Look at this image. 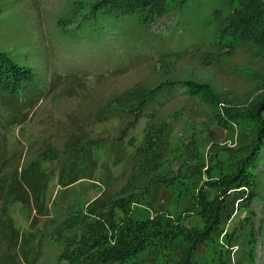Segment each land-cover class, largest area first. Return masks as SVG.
I'll return each mask as SVG.
<instances>
[{
	"label": "rangeland",
	"instance_id": "1",
	"mask_svg": "<svg viewBox=\"0 0 264 264\" xmlns=\"http://www.w3.org/2000/svg\"><path fill=\"white\" fill-rule=\"evenodd\" d=\"M99 1L0 0V52L31 73L0 87V264H67L65 239L119 197L143 232L123 264H264V146L236 181L255 148L264 42L217 43L255 1L164 0L140 21L94 12ZM222 109L246 122L222 127Z\"/></svg>",
	"mask_w": 264,
	"mask_h": 264
},
{
	"label": "trees",
	"instance_id": "2",
	"mask_svg": "<svg viewBox=\"0 0 264 264\" xmlns=\"http://www.w3.org/2000/svg\"><path fill=\"white\" fill-rule=\"evenodd\" d=\"M163 1L164 0H101L93 7V10L94 12L104 11L110 14L135 16L140 21V19H142V11L158 5ZM188 1L190 0H187V2ZM218 1L219 0H210L212 10L217 7ZM242 1L245 3V0ZM253 1L256 3V10H253V12L249 13L247 16L230 22L224 30L219 32L217 38L218 44L225 45L226 48L229 49L233 45L238 47L239 44H251L253 41L264 42V0ZM24 75H27V77ZM30 75L31 73L29 71L17 65L7 54L0 52V87L15 93L22 87V83L26 81ZM187 84L189 85L188 89H191L190 91L194 93L199 92L204 95L203 87L205 86L197 85L194 87V84L190 82H187ZM196 87L200 88V90H197ZM195 89L197 91H195ZM165 91V89L157 92L153 90L149 98L138 102L140 103L139 107L137 106V108L131 110L136 113L133 116L137 117L139 120L140 115L141 117L144 116V113L145 115H149L147 111H149L152 105L157 103L160 105L162 103L158 99ZM159 92L160 94H158ZM247 116V120H252L251 123H254V126H256L255 148L245 160L239 163V165L242 166V170L239 172L240 175L238 173L236 181L242 179L244 176L243 173L246 172V168L258 158L264 146V101L258 106L254 114ZM216 118L218 123L225 128H229L232 125H241L242 122H246L243 121L244 115L238 113L233 114L226 110L222 112L219 110ZM74 183H77V180L71 184ZM248 184L249 181H246L243 186L248 187ZM28 185L31 194L38 196L36 187L31 182H29ZM129 198L131 197H119L114 199V201L112 199L103 200V198H99L97 200L95 212L91 213L95 219L86 225V229H84L82 234H76L72 238L65 239L64 250L60 255V260L67 262V264H123L126 262V259L130 258L143 244V239L141 238L143 232H141L139 228H135L131 222H127V207L131 205ZM215 210V217L213 219L218 220L219 209L215 208ZM211 224H213V222ZM216 224H218V222H216ZM155 227L159 228V223H157ZM169 227L171 226L167 225V228ZM180 230L183 229L181 228ZM194 236L198 238L200 234L196 232ZM189 238H191V236ZM193 242L191 253L195 248L194 239ZM188 254L187 255L190 256V253ZM187 258L192 257H186V259ZM193 263L192 260L190 264ZM225 263L226 262H220V264Z\"/></svg>",
	"mask_w": 264,
	"mask_h": 264
}]
</instances>
